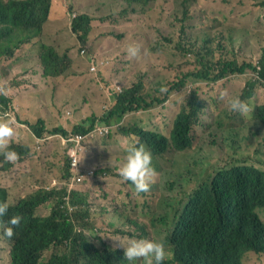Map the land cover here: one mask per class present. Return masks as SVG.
<instances>
[{"label":"rangeland","instance_id":"obj_1","mask_svg":"<svg viewBox=\"0 0 264 264\" xmlns=\"http://www.w3.org/2000/svg\"><path fill=\"white\" fill-rule=\"evenodd\" d=\"M261 2L264 3V0H157L146 8L134 7L135 10H131L127 8L125 0H52V21L46 24L42 40L61 52L73 50L70 74L57 77L60 88L56 93L50 92L52 82H48V79L42 82L34 77L39 73V61L33 43L23 45L15 53L16 60L11 64L18 73L12 74L6 82L2 80L3 68H0V87L10 93H14L11 89H19L16 95H5L10 103L7 110H2L0 106V116L7 113L8 119L20 109L22 122L31 118L38 108L43 118L54 124L48 125L49 130L57 126L71 133L79 106L92 101L96 106L88 105L87 114L93 115L99 110L98 114L103 115L112 106V102L106 99L111 97L108 93L110 88L113 91L115 85L127 86L140 79L147 89L159 84L166 88L193 71L195 52L202 51L203 46L213 51L214 56L210 60L213 63L229 59L256 65L264 54V7L257 6ZM81 12L91 16L93 22L89 40L80 49L70 26L73 15ZM177 45L181 49L176 48ZM129 46H139L140 55L130 57L127 52ZM91 56H102L97 61L95 72L90 71L88 58ZM26 61L28 64H24ZM107 62V68L111 71L105 84L103 76L95 73ZM22 64L24 66L20 68ZM30 70L34 73L33 77H29ZM70 76L74 78L66 87L67 77ZM254 76L253 72L247 71L244 75L230 76L215 84L193 83L187 79L180 92L173 94L170 100L156 109L125 116V125L157 131L168 137L174 118L185 105L189 92L196 89L204 99L192 148L185 152L170 148L162 157L152 159L158 176L148 193L136 196L132 193V184L119 179L128 141L121 157L115 158L118 161L111 164L106 158L100 163L99 157L94 156L103 146L94 141L88 143L83 159L86 158L85 165L91 167L89 177L94 173L95 176L77 187L88 196V215L84 221L90 224V228L86 234L92 238L100 236L114 246H119V242L112 239L119 237L127 246V239L114 231L127 220L142 223L146 211L144 205L162 202L167 196L180 199L176 206L162 209L169 225L172 214L180 212L187 201L188 197L184 198L183 193H188L190 197L200 185L209 183L210 173H215L214 170L235 165H251L264 170V130L253 120L254 107L264 105V86L253 88L254 97L250 100V110L245 114L230 111L225 100L220 98L224 91L240 98L248 90L246 84L255 80ZM18 130L19 136L29 145L32 142L31 133L25 127ZM112 133L116 135L114 130ZM32 143H36V139L33 138ZM37 143L40 150L38 145L34 146L37 156L31 165L29 160L20 163L21 167L16 171L18 164L0 174L4 177L0 187L7 190L9 205L16 204L38 187L57 188L67 181V160L60 134L37 140ZM111 143L110 148L116 151L115 144ZM68 144L66 141L65 145ZM69 154L79 159L77 149H70ZM118 184L122 188L120 192L115 188ZM48 204L39 210V215L48 214L51 205ZM260 215L264 221V210ZM164 228L161 226L155 230V240L165 239ZM8 252L9 247L0 230V264H10ZM50 253L51 250L46 251L43 258ZM245 262L264 264V255L248 254Z\"/></svg>","mask_w":264,"mask_h":264},{"label":"trees","instance_id":"obj_2","mask_svg":"<svg viewBox=\"0 0 264 264\" xmlns=\"http://www.w3.org/2000/svg\"><path fill=\"white\" fill-rule=\"evenodd\" d=\"M156 1L125 0L127 8L131 10H135L134 7L146 8ZM257 6L264 7V3L261 2ZM53 11L52 0H21L11 3L0 0L2 80L6 73L14 69L11 64L16 60L15 53L18 49L33 43V49L37 51L38 67L43 77L53 84L50 92L56 93L60 88L57 77L65 73L70 74L73 50L61 52L42 40L46 24L52 21ZM73 16L70 30L81 49L89 40L93 18L82 12ZM176 48L181 49L178 45ZM202 49L195 52L193 71L168 84L166 88L159 84L147 89L144 81L140 79L127 86L115 85L113 91L110 88L108 93L111 97L106 99L112 102V106L103 115L98 114L99 110L93 115L87 114L88 105L96 106L92 101H89L88 105L79 106L71 133L55 126L58 129L49 130L48 125L54 124L44 119L42 112L38 115L42 117L37 116V120L26 119L20 124L17 121V117L20 120L19 110H16L17 114L11 116L14 119L16 134L8 150L19 152L21 156L16 164H12L5 162L3 155H0V174L18 164L16 171L21 167L20 163L29 160L31 165L37 156L34 146L38 145L40 150L37 140L56 134L67 138L85 137L82 142L84 156L87 144L97 142L96 144L103 146V149L97 150L94 155L99 157L100 163L105 158L110 164L117 162L118 159L115 158L121 157L126 141L129 144H143L152 153L153 159L162 157L170 148L178 152L191 149L195 139L194 130L199 124L205 104L196 89L190 91L185 105H182L176 114L168 137L157 131L125 125L123 119L128 114L151 111L166 103L173 94L182 90L187 79H191L193 83L215 84L230 76L244 75L247 71L255 74V80L246 84L248 90H245L240 98L249 105L254 97L253 88L257 85L264 86V54L259 60L261 69L258 70L252 63H238L229 59L213 63L210 61L214 56L213 51L206 46ZM99 58L91 56L88 63L90 66H97ZM107 65L108 62L95 73L103 76L105 84L108 83V74L111 71ZM22 67L23 64L20 68ZM73 78L74 76L67 77L66 87ZM161 89L167 91L162 92ZM16 93L7 91L6 95ZM9 103L10 100L4 94H0L2 110H7ZM253 113V120L261 130H264V105L254 107ZM99 123L103 125L99 126ZM18 124L31 133L32 142L34 138L36 143L31 142L28 145L22 140L17 130ZM105 126L113 129L108 134L98 136L96 129ZM113 130L116 135L112 133ZM109 142L115 144L116 151L110 148ZM64 154L67 160L65 179L73 175L80 178V182H75L71 189L38 187L25 198L16 201V204L10 205L7 214L0 217V222H6L13 216L22 217L20 226L14 229V236L11 239L4 237L5 242H9L7 246L10 264H141L139 261L125 260L123 247L110 245L100 236L92 238L86 234V230L90 228V224L84 221L88 215V196L84 194L83 189L78 190L77 187L87 179L93 178L95 173L89 177L88 171L91 167L85 165L86 158L76 169L71 166L69 151L66 153L64 149ZM122 160H125V156ZM214 172L210 173L209 183L200 185L190 197L188 193H183L184 198L188 197L187 201L180 212L172 214L169 225L167 215L162 209L176 206L181 201L173 196L165 197L162 202L144 205L143 209L146 211L142 223L127 220L114 233L127 239V242L132 239L155 240V230L165 226V239L160 241L165 244L168 252L164 264H246L245 258L248 254L253 253L261 257L264 255V221L260 217V212L264 210V170L251 165H235L216 169ZM3 179L4 177L0 176V181ZM119 179L122 182L120 176ZM115 188L118 192L122 191L119 184ZM7 197V190L0 187V202H8ZM48 203L51 204L48 214L39 215V210L49 205ZM48 250H51L50 255L43 258V254Z\"/></svg>","mask_w":264,"mask_h":264},{"label":"clouds","instance_id":"obj_3","mask_svg":"<svg viewBox=\"0 0 264 264\" xmlns=\"http://www.w3.org/2000/svg\"><path fill=\"white\" fill-rule=\"evenodd\" d=\"M127 52L130 57L135 58L140 55L141 49L139 46H129ZM258 70L261 69L259 62L254 65ZM162 92L167 89H161ZM190 93V92H189ZM0 94H7L5 88L0 87ZM220 98L225 100L230 111L237 112L240 114L247 113L249 105L247 102L241 100L238 96L232 97L227 91L220 94ZM7 113L0 116V155H3L5 162L16 164L20 156L13 150H8L12 139L15 136L14 119L9 117L6 119ZM110 127V126H108ZM113 129L111 127L110 131ZM109 131V132H110ZM67 137H62L63 148L67 153L68 147L64 144V140ZM70 158V157H69ZM84 154L81 151L79 154V163L82 164ZM152 153L143 144H129L126 147L125 163L119 169V176L125 182H130L134 188L135 194L148 193L151 190L152 184L155 182L158 173L152 166ZM71 175L65 184L58 185L60 187L70 188ZM9 203L7 201L0 202V217H4L9 209ZM21 216H13L6 222H0V230H2L3 236L7 239H11L14 236V229L18 228L21 224ZM119 242V246L124 249V258L130 262L139 261L141 264H164L168 256L165 244L156 240L149 239H132L128 240L127 246L122 242V239L117 237L112 239ZM7 244L9 242H6Z\"/></svg>","mask_w":264,"mask_h":264},{"label":"built area","instance_id":"obj_4","mask_svg":"<svg viewBox=\"0 0 264 264\" xmlns=\"http://www.w3.org/2000/svg\"><path fill=\"white\" fill-rule=\"evenodd\" d=\"M91 71L92 72H95L96 71V66L95 65H92L91 66ZM111 127H108V126H105V127H99L96 129V134H98V136H103L104 134H108L109 131H110ZM85 139V137H82V136H75V137H69L67 139L64 140V144L66 141H68V145H66L68 147V150L70 149H77L78 150V154H80V152L82 151V142L83 140ZM69 157L71 159V166L73 168H78L79 166V160L75 159L74 157L70 156L69 154ZM81 179L80 178H77L75 176H73L71 178V185H70V188L71 186L73 185V183L75 182H80Z\"/></svg>","mask_w":264,"mask_h":264},{"label":"crops","instance_id":"obj_5","mask_svg":"<svg viewBox=\"0 0 264 264\" xmlns=\"http://www.w3.org/2000/svg\"><path fill=\"white\" fill-rule=\"evenodd\" d=\"M25 48H27V47H25ZM24 64H28V61H26ZM24 66V65H23ZM38 71H39V73L37 74V75H35L34 77H36V78H39V80L40 81H42V82H45V77H43V74H42V71H40V69H38ZM30 75H29V77H33V72H32V70H30ZM15 73H18L17 71H15V70H12V71H10V72H8V73H6V76H5V78L3 79V81H8V79L12 76V74H15ZM24 73H28L27 72V70H25V68H24ZM25 77V76H24ZM7 87H9V86H7ZM11 89V88H10ZM18 90L19 89H16V88H14V89H11V91L12 92H18ZM28 106H30L29 105V103L27 104ZM20 110V109H19ZM39 113H40V111L38 110V108H36L35 110H34V112H33V114H32V116H31V118H29L31 121H34V120H37L39 117H42V116H38L39 115ZM17 114V113H16ZM19 116H20V114H19ZM38 116V118H36ZM17 121H19L20 122V124L22 123L19 119H18V117H17ZM20 124H18V127H23L22 125H20ZM60 126V125H59ZM57 127V126H56ZM61 128V127H60ZM62 129H64V130H66L65 128H62ZM17 130H18V128H17ZM49 137V136H48ZM47 138V137H46ZM62 138V137H61ZM45 139V138H44ZM40 140H43V139H40Z\"/></svg>","mask_w":264,"mask_h":264}]
</instances>
